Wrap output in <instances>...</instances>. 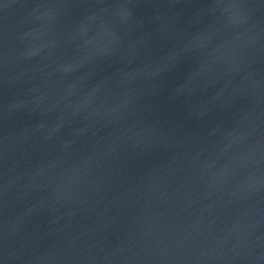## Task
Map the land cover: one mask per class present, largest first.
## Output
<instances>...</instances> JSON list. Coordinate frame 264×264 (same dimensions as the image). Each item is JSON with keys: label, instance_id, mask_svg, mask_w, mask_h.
Here are the masks:
<instances>
[{"label": "water", "instance_id": "1", "mask_svg": "<svg viewBox=\"0 0 264 264\" xmlns=\"http://www.w3.org/2000/svg\"><path fill=\"white\" fill-rule=\"evenodd\" d=\"M0 264H264V0H0Z\"/></svg>", "mask_w": 264, "mask_h": 264}]
</instances>
